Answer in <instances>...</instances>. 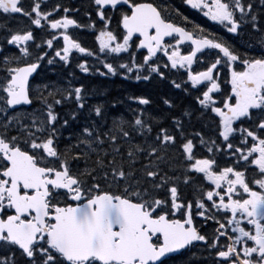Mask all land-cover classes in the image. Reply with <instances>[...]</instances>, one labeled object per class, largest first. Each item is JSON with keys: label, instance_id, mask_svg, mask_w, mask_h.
Returning a JSON list of instances; mask_svg holds the SVG:
<instances>
[{"label": "snow or ice", "instance_id": "6c2138e0", "mask_svg": "<svg viewBox=\"0 0 264 264\" xmlns=\"http://www.w3.org/2000/svg\"><path fill=\"white\" fill-rule=\"evenodd\" d=\"M183 3L254 42L241 51L153 0H87L83 20L0 0V264H169L196 247L211 264H264V0ZM73 62L180 99L133 93L125 115L72 79L33 86L43 65Z\"/></svg>", "mask_w": 264, "mask_h": 264}, {"label": "flooded vegetation", "instance_id": "af4514ba", "mask_svg": "<svg viewBox=\"0 0 264 264\" xmlns=\"http://www.w3.org/2000/svg\"><path fill=\"white\" fill-rule=\"evenodd\" d=\"M28 2L29 0H25L26 4ZM57 2L64 5H72L80 8L81 11L79 14L70 13V15H76V16L79 15L82 16V18L84 19L83 11L87 6V0H48V6L51 7L54 3ZM153 2L160 4L162 6L166 5L168 7L169 13H171L170 18L175 19L177 23H183V20H181L179 16L175 15V11H179L183 16L188 18V21L190 22L189 27H191L192 25L203 26L205 29L217 33L220 36L224 37L225 39H229L230 42H232L234 46L241 51L245 49L246 42L248 41L254 42V38L251 37L247 33V31H245V33H243L242 36L239 38H232V34L227 33L220 25L210 21L207 17L203 16L202 12H200L199 10L192 9L189 5L184 4L183 0H153ZM165 14L168 15V13ZM22 19H26V18H21L20 20H15V19L8 20L7 23L11 27L21 26ZM3 22H5L4 18L0 17V23ZM82 37L83 34H80V38ZM83 45L86 46L85 44ZM140 59L141 58L138 55L137 60L139 61ZM198 67H199L198 65L195 64L193 65V68H198ZM197 221H199V217H197ZM212 259L213 258L207 252L197 247L191 249V252L187 251L183 254H179L175 256L174 260L169 261V264H205V262H207V264H211Z\"/></svg>", "mask_w": 264, "mask_h": 264}, {"label": "trees", "instance_id": "16d2710c", "mask_svg": "<svg viewBox=\"0 0 264 264\" xmlns=\"http://www.w3.org/2000/svg\"><path fill=\"white\" fill-rule=\"evenodd\" d=\"M111 60V58H109ZM59 70L64 73L62 68H59ZM180 77L176 78L179 80ZM43 76H40L38 78V83H41L43 80ZM65 79H69L68 77L62 78L59 82H64ZM92 81H96L98 78H92L90 77ZM91 89H94L96 94L92 95L95 99V102L90 103V104H96V103H103L106 100H111L113 97L123 99L125 102L119 106L117 114H126V108L125 106L127 105L126 102V97L130 94L136 93H144V92H152L154 99L159 93H176L174 98L180 99V94L175 91L174 89L170 90L163 85H160L159 87H146L144 82L137 83L133 81H127L122 79L120 76H107L103 78H99L97 82L93 85ZM91 96V97H92ZM189 102L188 98L183 99V105H187ZM154 110H156L154 108ZM179 111V109H177ZM65 110L62 111V115H64ZM79 127V124L76 122H73L70 127L66 128L63 130L64 136H67L68 132L74 133L77 131ZM195 127L199 128V124H196ZM65 143H67L66 140L61 138V146H63ZM185 194L188 196L189 199L195 198V194L193 193V190L191 188L185 189Z\"/></svg>", "mask_w": 264, "mask_h": 264}, {"label": "bare ground", "instance_id": "6f19581e", "mask_svg": "<svg viewBox=\"0 0 264 264\" xmlns=\"http://www.w3.org/2000/svg\"><path fill=\"white\" fill-rule=\"evenodd\" d=\"M196 198V197H195ZM195 198H193V199H195Z\"/></svg>", "mask_w": 264, "mask_h": 264}]
</instances>
